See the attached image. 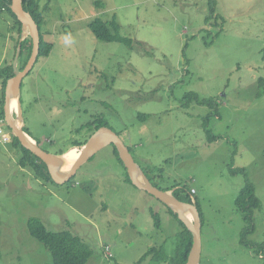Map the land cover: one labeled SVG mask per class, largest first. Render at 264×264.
Listing matches in <instances>:
<instances>
[{
	"label": "rangeland",
	"instance_id": "obj_1",
	"mask_svg": "<svg viewBox=\"0 0 264 264\" xmlns=\"http://www.w3.org/2000/svg\"><path fill=\"white\" fill-rule=\"evenodd\" d=\"M215 1L208 24L209 0L51 1L53 31L44 39L53 49L23 79L22 115L28 134L52 155L84 142L90 133L80 129L104 119L154 184L196 192L201 264H264L239 242L244 224L235 200L245 179L229 173L245 169L254 185L261 207L248 239L264 243V0ZM96 18L115 19L135 45L97 40L88 28ZM16 39L13 19L2 12L0 68L13 58ZM189 93L217 107L186 105ZM18 158L0 140V264H51L29 235L32 218L81 237L93 252L87 264H136L149 248L174 256L179 222L126 184L111 146L63 186L35 179Z\"/></svg>",
	"mask_w": 264,
	"mask_h": 264
},
{
	"label": "trees",
	"instance_id": "obj_2",
	"mask_svg": "<svg viewBox=\"0 0 264 264\" xmlns=\"http://www.w3.org/2000/svg\"><path fill=\"white\" fill-rule=\"evenodd\" d=\"M51 1H54V0H48L46 4L41 6L40 0H22L23 9L25 10V12H27L31 16V18L34 20L39 30L40 48H39V55H38L37 61L39 60V58H47L53 49L52 44L45 41L44 36L46 34L43 32L44 14L49 11ZM209 3H210L209 7H210L211 15L210 17L206 18V24H208L210 19L214 16L215 7H216L215 0H209ZM10 5H11V0H0V14L2 12H7L8 14H10L11 18L14 21L15 28L17 30V39L15 40L16 47H15V53L13 55V58L10 59L9 62L6 61L5 66L0 68V92H1L0 128L3 129L5 132H9L10 141L5 144L12 152L15 151L19 153L18 165L22 169L29 170L32 173V175L35 177V179L40 180L44 182L45 184H52L54 186H63V185L70 183L75 176L69 182L63 185L55 184L50 177V174L47 170L46 165L39 158L33 155L30 151H28L27 149L21 146L18 139L12 135L11 130L8 128V126L5 123L4 108H3L5 88H6L8 80H10L14 76L12 64H13V60L16 55V49L18 48V45L20 44V39L22 36V24L20 21H18L17 17L11 11ZM95 6L98 10L103 8V4L100 3L99 1L95 2ZM88 28L91 31V33L95 36V38L99 41L107 42V43H120V44L127 46L128 48H132L133 44L135 45V43L131 39L122 37L120 35V32H119L120 26L116 22L115 19H112L110 22H104L101 19L96 18L88 25ZM31 52H32V40L28 36L26 39H24L21 42V53L19 57V62L23 59V63L18 66V69L20 71H22L27 65ZM263 61H264V50H263ZM260 82H263V80L261 79ZM185 100H187L185 101L186 105L194 102L197 105L208 106L212 110L217 107V102L215 101V99H201L198 96V94H195V93L187 94L185 96ZM147 118H148L147 115L138 116V119L140 120H145ZM206 122H207V119H205L203 127L207 129ZM101 127H108L107 122L104 119L96 118L90 123L86 124L80 130H88V132L90 133L88 137L89 139L91 135ZM24 132L31 138V136L28 134L25 127H24ZM206 132L209 133V135L212 137L211 140L216 139L212 135L211 131L206 130ZM88 139H86L84 142L73 143L72 148L74 149L82 148L86 144ZM36 143L39 146V143L38 142ZM110 146L113 148V154L115 158H117L118 162L124 168L123 163L119 159L118 152L115 146L114 145H110ZM62 154L64 153H60L57 155H62ZM124 171L126 174L125 182L132 185L126 173L125 168H124ZM229 173L232 176L241 175L245 179L244 180L245 185L243 188L240 189L238 196L235 200V207L237 211L240 213V215L242 216V220L244 224L240 232L239 242L242 246L252 248L254 253L258 255L259 258L263 259L264 258L263 257L264 243H261L258 245L252 244L251 242H249V239H248L249 236L254 234V231H255L254 212L261 207V202L256 194V189L254 185L250 182L245 169L231 168ZM149 180L153 183L155 187L163 191H171L172 195L175 198H177L179 201L188 203V204H194L197 207L201 220H202V213L198 205V202L195 199L196 192L193 189L187 188L186 186L181 187L178 184H175L174 186L170 188L163 189L157 186L156 184H154V182L150 178ZM164 207L167 213L173 219L178 221L181 226L180 232L178 233L179 243L177 244L175 254L174 256H171V257L168 256L164 247H160L159 249L150 248L139 259V261L136 264H144V262L149 257H151L150 260L153 264H162V263L164 264H186L187 262V257L192 247V235L186 229L184 224L178 220L177 215L173 213L170 209H168L166 206ZM153 217L155 219L156 228L160 229V221L158 217L156 215H153ZM27 227H28L29 235L35 240H37L39 243H41L45 247V249L50 253L51 260H52L51 264H87V262L93 256V252L91 248L84 243L81 237L73 234L69 230L60 231V232L50 231L47 229V227L44 225V223L41 220L36 219V218L30 219L28 221ZM106 247L107 246L103 247V251H104V256L108 257L105 252Z\"/></svg>",
	"mask_w": 264,
	"mask_h": 264
},
{
	"label": "water",
	"instance_id": "obj_3",
	"mask_svg": "<svg viewBox=\"0 0 264 264\" xmlns=\"http://www.w3.org/2000/svg\"><path fill=\"white\" fill-rule=\"evenodd\" d=\"M10 9L22 24V36L12 64L14 76L7 82L3 107L5 123L11 130L12 135L18 139L22 147L30 151L46 165L52 181L57 185H63L69 182L76 176L83 164L91 160L102 149L114 145L132 185L136 189L147 193L175 213L178 220L191 233L192 247L188 254L186 264H201L202 222L197 207L194 204L179 201L172 195L171 191H163L155 187L139 164L136 163L120 137L110 128L101 127L94 132L86 144L79 149V156L68 169H65V155L69 151L62 155L49 154L24 132L25 122L21 108V86L23 79L30 73L37 61L40 48V35L36 23L23 9L22 0H11ZM28 36L32 40V52L27 65L20 71L18 69V62L21 53V42ZM13 100H17L16 117L13 116L11 109Z\"/></svg>",
	"mask_w": 264,
	"mask_h": 264
},
{
	"label": "bare ground",
	"instance_id": "obj_4",
	"mask_svg": "<svg viewBox=\"0 0 264 264\" xmlns=\"http://www.w3.org/2000/svg\"><path fill=\"white\" fill-rule=\"evenodd\" d=\"M11 109L14 112L15 110H17V100H13L12 104H11ZM77 149V148H76ZM79 150H75V149H71L66 155H65V169H68L70 167V165L73 164V162L77 159V157L79 156Z\"/></svg>",
	"mask_w": 264,
	"mask_h": 264
},
{
	"label": "crops",
	"instance_id": "obj_5",
	"mask_svg": "<svg viewBox=\"0 0 264 264\" xmlns=\"http://www.w3.org/2000/svg\"><path fill=\"white\" fill-rule=\"evenodd\" d=\"M43 6V5H41ZM48 14L49 12L45 13L44 14V25H43V31L46 33V35L50 34L51 31H53V26L52 24L50 23V20L48 18ZM35 141V140H34ZM73 149V148H72ZM71 150V149H70ZM69 150V151H70ZM68 152V151H67ZM127 184V183H126ZM138 190V189H137ZM140 191V190H139ZM153 198V197H152ZM150 249V248H149Z\"/></svg>",
	"mask_w": 264,
	"mask_h": 264
},
{
	"label": "built area",
	"instance_id": "obj_6",
	"mask_svg": "<svg viewBox=\"0 0 264 264\" xmlns=\"http://www.w3.org/2000/svg\"><path fill=\"white\" fill-rule=\"evenodd\" d=\"M0 140L5 144V143H8L10 141V134L9 132H5L3 129L0 128ZM105 252H106V255L108 257H111V253L109 251V248L106 247L105 248Z\"/></svg>",
	"mask_w": 264,
	"mask_h": 264
}]
</instances>
